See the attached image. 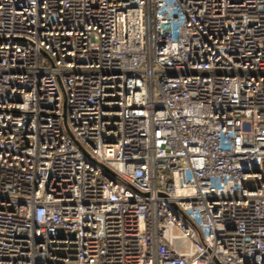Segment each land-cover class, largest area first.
I'll return each mask as SVG.
<instances>
[{
    "label": "built area",
    "instance_id": "obj_1",
    "mask_svg": "<svg viewBox=\"0 0 264 264\" xmlns=\"http://www.w3.org/2000/svg\"><path fill=\"white\" fill-rule=\"evenodd\" d=\"M0 264H264V0H0Z\"/></svg>",
    "mask_w": 264,
    "mask_h": 264
},
{
    "label": "rangeland",
    "instance_id": "obj_2",
    "mask_svg": "<svg viewBox=\"0 0 264 264\" xmlns=\"http://www.w3.org/2000/svg\"><path fill=\"white\" fill-rule=\"evenodd\" d=\"M242 129H243L244 131H247V130L249 129V124H248L247 122L243 123V125H242Z\"/></svg>",
    "mask_w": 264,
    "mask_h": 264
}]
</instances>
